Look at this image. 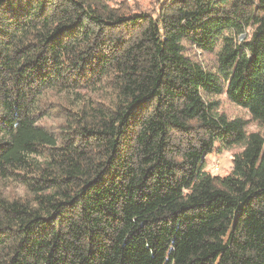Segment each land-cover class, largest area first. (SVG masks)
I'll return each instance as SVG.
<instances>
[{
	"label": "trees",
	"instance_id": "1",
	"mask_svg": "<svg viewBox=\"0 0 264 264\" xmlns=\"http://www.w3.org/2000/svg\"><path fill=\"white\" fill-rule=\"evenodd\" d=\"M251 123L264 0H0V264H264Z\"/></svg>",
	"mask_w": 264,
	"mask_h": 264
},
{
	"label": "rangeland",
	"instance_id": "2",
	"mask_svg": "<svg viewBox=\"0 0 264 264\" xmlns=\"http://www.w3.org/2000/svg\"><path fill=\"white\" fill-rule=\"evenodd\" d=\"M141 2V4L145 7L149 6L152 0H135ZM219 111L224 113L229 118H247V113L241 108L231 104L228 100L225 99L224 96L220 97V106ZM247 131H260L264 134V129L258 128L254 123H251L247 127ZM237 152V149H227L222 152H216L209 154L206 159L205 170L209 172L211 175L224 177L226 176L232 168V155Z\"/></svg>",
	"mask_w": 264,
	"mask_h": 264
}]
</instances>
